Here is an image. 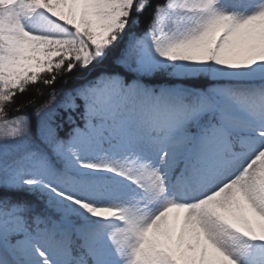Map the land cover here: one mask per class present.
I'll return each instance as SVG.
<instances>
[{"label":"snow or ice","instance_id":"1","mask_svg":"<svg viewBox=\"0 0 264 264\" xmlns=\"http://www.w3.org/2000/svg\"><path fill=\"white\" fill-rule=\"evenodd\" d=\"M0 264H264V0H0Z\"/></svg>","mask_w":264,"mask_h":264},{"label":"trees","instance_id":"2","mask_svg":"<svg viewBox=\"0 0 264 264\" xmlns=\"http://www.w3.org/2000/svg\"><path fill=\"white\" fill-rule=\"evenodd\" d=\"M62 83H63V81L58 82V83L55 85V88H56V89H59V88L61 87ZM41 87H43V86H41ZM33 91H34V89H33L32 91L28 92L27 94L23 95V96H18V98H17V102H19V101H21V100L30 99V98L32 97ZM47 91H51V89H47V90H46V93H47ZM48 98H49L48 95L45 94L43 97H41V98L39 99L38 103H41V104H42V103H44ZM13 107H15V105H13ZM33 111H34V109H32L31 107L28 108V113H29V114H31Z\"/></svg>","mask_w":264,"mask_h":264},{"label":"rangeland","instance_id":"3","mask_svg":"<svg viewBox=\"0 0 264 264\" xmlns=\"http://www.w3.org/2000/svg\"><path fill=\"white\" fill-rule=\"evenodd\" d=\"M225 4H228L230 6H234V0H224Z\"/></svg>","mask_w":264,"mask_h":264}]
</instances>
